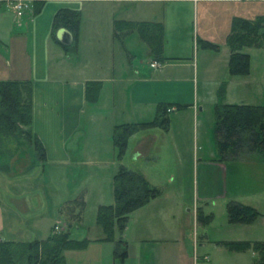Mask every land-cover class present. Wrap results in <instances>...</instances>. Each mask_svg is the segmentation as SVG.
I'll return each mask as SVG.
<instances>
[{"label":"crops","instance_id":"crops-1","mask_svg":"<svg viewBox=\"0 0 264 264\" xmlns=\"http://www.w3.org/2000/svg\"><path fill=\"white\" fill-rule=\"evenodd\" d=\"M61 9L80 14L75 52L64 51L54 41L55 37L61 43L57 37L60 29L53 30L54 15ZM7 10L0 1V82L32 84V129L45 150V162L39 163L62 167L93 164L102 169L109 165L118 168L119 164L128 168L131 163H141L138 170L128 169L141 174L151 186L166 189L159 180L165 179L179 196L184 191L176 187L175 181L180 174L187 175V179L193 180L192 192L198 202L207 203L217 198L226 201L225 206L228 201H236L257 209L258 199L264 195V159L253 157L219 162L214 127L217 105H249L264 109V50L246 49L250 56L249 73L230 76V51L226 45L232 20L264 16V0H43L36 10L19 20L12 18ZM184 15L191 24V43L199 46V41H206L216 45L217 50L199 46V53L198 46L194 45L195 60L193 53L183 54L185 42L180 33ZM140 22L162 25L163 61L154 59L137 31L116 32V23ZM72 42L71 36V42L63 45ZM143 43L146 45L143 55L152 59L149 62L151 70L144 69L140 60ZM153 62L158 66L151 67ZM88 83L100 85L93 101L86 99ZM162 105L171 108L168 130L154 127L133 134L120 162L115 159L114 151L111 159L105 160L99 150L80 142L86 137L81 128L84 115L89 124L94 123L101 112L105 121L109 119L107 116H114L110 122L111 137L117 126L152 122L157 107ZM178 106L185 108L177 110ZM160 146L158 156L154 155ZM186 151H190L191 157L187 170L183 169ZM145 163H151L154 168ZM175 167H180L182 173ZM7 179L12 181L11 188L5 191L0 187L6 197L5 203L0 202V240L43 241L54 226L79 228L82 225L83 215L76 226L61 209L65 203L78 199L79 193H87L86 189L63 202L58 211L59 221L50 227L46 238L30 239L37 234L36 227L30 226L31 207L23 195L15 194L25 187L14 188L15 178ZM19 179L30 183L26 174ZM158 198L132 213L123 233L127 254L121 264L138 262L144 246H168L174 242V208L157 204ZM260 216L264 217L262 213ZM68 221L73 224H65ZM130 222L134 227L129 226ZM239 225L242 224L229 226ZM24 233L26 239L21 238ZM96 235L89 244L102 246L106 259L115 262L113 243L102 241L100 228ZM65 253L66 264H71L74 257ZM174 256L168 249L157 255L163 261L161 264ZM92 260L96 264L99 258L93 256ZM203 260L208 261V258Z\"/></svg>","mask_w":264,"mask_h":264},{"label":"trees","instance_id":"trees-1","mask_svg":"<svg viewBox=\"0 0 264 264\" xmlns=\"http://www.w3.org/2000/svg\"><path fill=\"white\" fill-rule=\"evenodd\" d=\"M41 1L34 4L36 10ZM80 25V14L76 11L61 9L53 18L54 32L63 29L72 36L70 45L54 41L66 52H75ZM116 32L135 30L149 48L154 59L163 61V27L160 23H116ZM199 46L217 50L218 47L206 41H199ZM230 51L228 72L230 76H245L249 73L250 56L248 48L264 50V16L251 20L234 18L226 38ZM100 89L99 83L86 85V99L93 101ZM32 96L30 82H0V142L2 139H22L30 147L33 156L41 163L45 162V150L32 129ZM177 110L185 106L176 107ZM170 106L157 107L156 117L152 122L121 125L113 130L112 142L116 148V157L123 158L128 139L141 129L159 128L167 131L169 127L168 110ZM214 138L217 160L219 162H237L248 158L264 159V109L249 105H217L215 107ZM29 144V145H28ZM161 190L151 186L138 172L119 164L113 176V199L109 206H100L97 211L96 225L103 234L102 241L112 242L115 258L123 261L127 254L123 233L132 213L145 207L150 201L158 198ZM84 202L81 198L65 203L61 213L76 224L81 223ZM230 224H250L260 216L253 207L236 201H228L225 206ZM197 221L208 224L211 216L197 212ZM55 227V226H54ZM46 240L10 242L0 240V264H66L64 252L80 250L87 246L85 240H74L70 237L72 226L64 231H54ZM77 228V227H76ZM225 246L238 252L252 251L256 255L253 264H264V242H231Z\"/></svg>","mask_w":264,"mask_h":264},{"label":"rangeland","instance_id":"rangeland-1","mask_svg":"<svg viewBox=\"0 0 264 264\" xmlns=\"http://www.w3.org/2000/svg\"><path fill=\"white\" fill-rule=\"evenodd\" d=\"M7 11L13 18L11 12L9 10ZM182 22L183 25L180 36L185 42L183 54L193 53V59L195 60L196 49L194 50V45H198L196 42L191 43V34L189 33L191 24L187 22L186 16ZM13 25L16 26V24ZM141 45V53L139 51L141 55L139 56L141 58L140 60L143 62L142 66L146 70H151V68H149V62L152 59L150 60L146 55H143L142 50L146 49V45L144 43ZM197 48L199 52L200 47L198 46ZM86 117V115L82 117L81 126L82 130L86 132V137L80 139V142H84V145L90 144L92 149L95 148L103 154L102 158L110 160L113 151L114 155L116 153V148L112 144V135L110 137V122L114 120V116H107L109 119L105 121L102 119L103 115L101 112L98 117H95L96 121L92 124L88 123ZM117 120L119 119L117 118ZM117 120L115 122H118ZM7 142H9L8 145L6 144ZM27 148V143L20 138L2 139V143H0V187L5 191L7 188H11L9 184L12 183V181H9L7 178H15L16 184L14 188L25 187V189L21 188L23 191L15 194L23 195L27 201L26 203L31 207L32 222H30V226L36 227L37 234L35 237L31 235L29 238H46L49 234L50 227L59 221L58 211L64 204L63 202L67 198L76 197L79 192H83V190L86 189L87 193H79L80 196L78 197L85 201L82 214V225L79 228H72V230H70V237L74 240H85L89 244L90 240L96 238L97 230L99 231L96 225L98 208L100 206L112 205L114 202L113 176L117 168L109 165L102 169L100 166L93 164L64 167L48 164L42 165L38 162L36 156H33L31 151H29L30 155L27 153ZM160 148L161 146L157 148L158 150L156 149V151H154L156 152L154 155L158 156L157 152ZM15 149L16 151L13 154ZM164 150H166V147H164ZM190 151L184 152L183 160L185 163L183 169L186 170L190 166H188V160L191 158L189 155ZM21 153L24 155L23 158ZM163 153V151L162 153L160 152L161 157L164 159L165 155ZM144 165H149L154 168V165L151 163H145ZM141 166V163H131L127 165L128 168L135 170H138ZM175 168L177 172L182 173L180 167ZM24 174L28 176L30 181L29 184L23 183V181L21 182V179H19V177ZM186 177L187 175L182 176V174H180L175 181L176 187L184 191L179 196L176 195L173 186L171 187L165 182V179H159L166 189H164V187H159L161 195L157 200V204H164L169 207L173 206L176 214L174 242L171 241L168 246L165 244L144 246L141 250V259L133 264H161L163 261L159 260L157 255L162 253L165 249L175 254L173 259L168 260L166 264H215V262L216 264H253L254 253L252 251H234L226 247L225 243L264 242V217L259 216L254 225L252 223L242 224L236 228H230L229 225L231 224L228 222L225 210L226 201L215 198L207 203L198 202L192 192L193 180L187 179ZM27 188L30 190H27ZM259 198L256 210L264 215V195ZM0 202H6V197L3 195L2 191H0ZM176 202H178L179 205H177ZM18 208L22 210L19 205ZM198 210H201L204 216L210 215L212 217L208 224L204 225V223L197 221L196 212ZM131 222L129 226L133 225L132 227H134L135 224H131ZM67 223L71 224L72 221H68L65 224ZM58 226H60V224ZM58 228L61 232L63 230L65 231L67 227H62V229L60 226ZM26 237L27 235H25V233L21 236L22 239H26ZM201 239H204V242H201ZM88 244L85 248L80 250L66 251L65 254L74 257L71 260V264H93V256H98L99 258L96 264H121V261L118 259H116L115 262L108 261L105 253L101 251L102 246H91L92 244H89L88 247ZM205 257L208 258V261L203 260ZM126 264L132 263L126 262Z\"/></svg>","mask_w":264,"mask_h":264},{"label":"built area","instance_id":"built-area-1","mask_svg":"<svg viewBox=\"0 0 264 264\" xmlns=\"http://www.w3.org/2000/svg\"><path fill=\"white\" fill-rule=\"evenodd\" d=\"M5 7L11 12L13 17L17 20L24 17L26 14L32 13L34 10V4L43 0H1ZM151 67H157L158 63L153 62L150 65ZM171 111V108L168 112ZM58 226L54 227V231L57 232Z\"/></svg>","mask_w":264,"mask_h":264},{"label":"water","instance_id":"water-1","mask_svg":"<svg viewBox=\"0 0 264 264\" xmlns=\"http://www.w3.org/2000/svg\"><path fill=\"white\" fill-rule=\"evenodd\" d=\"M57 37L62 44H69L71 42V36L66 30L60 29L57 33Z\"/></svg>","mask_w":264,"mask_h":264}]
</instances>
